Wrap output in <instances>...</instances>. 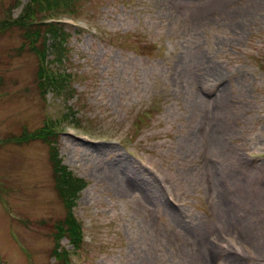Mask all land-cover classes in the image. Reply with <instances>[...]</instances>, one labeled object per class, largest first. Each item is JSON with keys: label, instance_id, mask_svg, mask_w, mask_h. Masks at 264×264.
Listing matches in <instances>:
<instances>
[{"label": "rangeland", "instance_id": "374dc122", "mask_svg": "<svg viewBox=\"0 0 264 264\" xmlns=\"http://www.w3.org/2000/svg\"><path fill=\"white\" fill-rule=\"evenodd\" d=\"M29 5L0 0V264H61L67 214V264H264V0H79L55 63Z\"/></svg>", "mask_w": 264, "mask_h": 264}, {"label": "trees", "instance_id": "16d2710c", "mask_svg": "<svg viewBox=\"0 0 264 264\" xmlns=\"http://www.w3.org/2000/svg\"><path fill=\"white\" fill-rule=\"evenodd\" d=\"M79 0H29V7L24 12L21 13L22 16L15 18L10 23L19 25L18 20L22 17L30 16L34 17V20L36 25H38L36 28L32 29L34 39L33 41H36L38 39H43V50H42V44L40 45V48H38L39 54L43 57H45V50H47V53L50 54L52 57H55V61L62 62L63 57H65L64 53L67 52L66 44H65V35L68 34L66 32L69 28L66 24L60 23V22H46L48 18H42V21L38 23V17L40 11H43V17L45 16V12L50 11V15L57 14L59 12V8H63L66 12H72L75 14V3ZM38 13V14H37ZM47 16V14H46ZM45 16V17H46ZM52 18V17H49ZM20 26V25H19ZM31 26V25H30ZM42 27H45V31L43 34L40 32L42 31ZM32 28V26H31ZM48 35V36H47ZM45 40H46V47H45ZM35 45H33L34 48ZM42 66V64H41ZM39 67L38 69V82L43 79L46 83L45 85H50L52 82L56 83H63V80L66 78L65 74L57 73L53 74L48 69ZM61 79V80H59ZM55 87V86H54ZM59 88V87H58ZM43 138H50L56 133L49 129L47 131H44L42 134H40ZM59 160L55 161L56 168L54 171L57 173V177L59 178V183L57 185V192L59 195V198L62 201H67L69 203L74 194L77 193L81 187L84 186L85 183H82L79 178L74 177L73 175L70 176L68 172L65 171V167L60 165ZM54 233L58 234V243L54 246L52 256L56 258L57 261L60 263L63 262V259L61 256L64 254V249L60 247L59 240L61 237H68L71 243H74L79 236V225L75 222V220L71 217V215L66 216V218L63 221H59L56 225L53 227Z\"/></svg>", "mask_w": 264, "mask_h": 264}]
</instances>
